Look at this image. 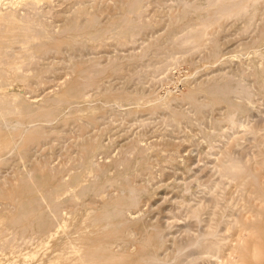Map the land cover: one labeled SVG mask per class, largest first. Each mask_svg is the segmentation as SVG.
Segmentation results:
<instances>
[{
	"label": "rangeland",
	"instance_id": "rangeland-1",
	"mask_svg": "<svg viewBox=\"0 0 264 264\" xmlns=\"http://www.w3.org/2000/svg\"><path fill=\"white\" fill-rule=\"evenodd\" d=\"M207 1L0 0V264L258 262L264 0Z\"/></svg>",
	"mask_w": 264,
	"mask_h": 264
},
{
	"label": "bare ground",
	"instance_id": "bare-ground-1",
	"mask_svg": "<svg viewBox=\"0 0 264 264\" xmlns=\"http://www.w3.org/2000/svg\"><path fill=\"white\" fill-rule=\"evenodd\" d=\"M206 1V0H205ZM259 0H208L207 1V3H206V5L204 6V7H202V8H200L199 10H200V13L201 12H203L205 15H206V19H205V23L195 32V33H193V34H191L190 36H188L183 42H184V44L186 45V47L187 48H193V49H195V48H198L199 46H202L201 44H202V42H203V40H204V35H205V31L207 30L206 28L208 27V25L209 24H213V23H216L219 19H221L222 17H227V16H232V17H237V16H239V15H241V14H243V13H245L246 11H247V9L249 8V7H252L254 4H256L257 2H258ZM186 2V1H185ZM187 4H190V3H187ZM185 6H187V5H185ZM194 7V6H193ZM193 7H192V9H193ZM186 9H188V7H186ZM195 9V8H194ZM203 17V16H202ZM197 27V26H196ZM194 28V27H193ZM192 31V30H191ZM194 31V30H193ZM182 41V40H181ZM205 43V42H204ZM181 44H183V43H181ZM180 46V45H179ZM185 48V47H184ZM168 58V57H167ZM167 61H168V59H167ZM227 81V80H226ZM229 81V80H228ZM230 81H232V80H230ZM234 81V80H233ZM238 81V80H237ZM233 83V82H232ZM237 83V82H236ZM216 86V85H215ZM247 87V86H246ZM244 85H242V84H240V83H237V85L235 84V87L234 88H232V89H230L228 92L229 93H232V94H239V95H242V96H248L249 95V92H248V89L246 88ZM216 89V88H215ZM214 90V89H213ZM224 89H216V91H214L215 93H219L220 92V94L222 93V94H224V92L226 91V89L223 91ZM212 92V91H211ZM222 94L221 95H219V96H222ZM224 96V95H223ZM226 96H227V94H226ZM244 97V99H246ZM214 98V97H213ZM216 98V97H215ZM226 100V99H225ZM235 114V113H234ZM234 119V118H233ZM235 121V120H234ZM237 122V121H236ZM235 122V123H236ZM238 123V122H237ZM237 125V124H236ZM263 156V155H262ZM264 163V162H263ZM238 165H239V163H237ZM236 164V165H237ZM229 164H227V165H224V167L225 168H227V166H228ZM223 167V168H224ZM230 167V166H229ZM232 167H234L233 165L231 166V172H233V174H234V171H232L233 170V168ZM224 168V169H225ZM244 168V167H243ZM238 169V168H237ZM236 169V170H237ZM221 170V169H220ZM225 170H228V168L227 169H225ZM243 170V169H242ZM223 171V170H222ZM239 171V170H238ZM225 173H226V171H225ZM236 173V172H235ZM238 173V172H237ZM222 174V173H221ZM228 176V175H227ZM232 177H234V176H232ZM230 179V178H229ZM255 185V184H254ZM257 187L259 186V185H256ZM260 187V186H259ZM262 188V187H261ZM261 188H259V190L261 189ZM257 189V188H256ZM264 189V188H263ZM259 190H257V192L258 193H260L259 192ZM130 191H132V190H130ZM256 193V192H255ZM261 193H262V196L261 197H263V198H261L262 200H264V190H263V192L261 191ZM258 199H260L259 198V196H258ZM136 200V199H135ZM261 201V200H260ZM262 202V201H261ZM260 202V203H261ZM264 203L262 202V205H263ZM264 206V205H263ZM262 210H264V208L262 209ZM260 212H262V211H260ZM256 213H258V211L256 212ZM259 214H261V213H259ZM256 215H258V214H256ZM262 215V214H261ZM259 217H262V216H260V215H258ZM258 216L256 217V218H258ZM256 228V227H255ZM260 229V228H259ZM250 231H252V230H250ZM250 231H249V233H250ZM255 230H253V234L252 233H250V235H251V239H250V241H248V247H246L247 245H246V243H247V240H249L248 238H250V236H249V233H248V238H247V240H246V243H244V245H242L241 244V248L238 246L237 247V249H239L240 248V250L242 251V249L243 248H245V252H247V250L249 249V248H251L250 246H249V242H250V244H252L253 245V247L255 248L254 249V251H255V253H254V251L252 250V248L251 249H249V251H248V253L247 254H250V252H252L253 251V253L251 254V255H253V257H250L252 260H253V258L254 259H256V261H258V262H260V264L262 263V261H263V258L264 257H262L263 255H264V250H263V243H261V245H260V243H259V241L258 240H260V239H258L257 240V236H255L254 235V232ZM257 233V232H256ZM255 233V234H256ZM206 234V233H205ZM209 234H211V233H209ZM214 234V233H213ZM258 234V233H257ZM32 235V234H31ZM204 236H206L207 237V235H204ZM204 236H203V238H204ZM205 237V238H206ZM209 237V236H208ZM212 237H213V235H212ZM202 238V237H201ZM200 239V238H199ZM199 239H196L195 241H194V239H193V242L191 241V243L189 244V243H187V249H186V251H189V252H191V251H193L195 248H197L198 246H199V244H200V241H199ZM261 241V240H260ZM204 243V242H203ZM263 244V245H262ZM246 245V246H245ZM182 246V245H181ZM244 246V247H243ZM246 248H248V249H246ZM236 249V250H237ZM184 251H185V247H184ZM184 251H182V249H180V252H179V254L176 252V254H178V256L181 254V256H183L184 255ZM196 251V250H195ZM235 251V250H234ZM182 252V253H181ZM197 252V251H196ZM240 252V251H239ZM186 253V252H185ZM189 254V253H188ZM193 255V253L191 252L190 253V255ZM242 254L244 255V256H242ZM241 254V256L242 257H245L246 256V253H242ZM195 255V254H194ZM251 255H248V257L249 256H251ZM180 256V257H181ZM187 256V255H186ZM152 257V256H151ZM194 257V256H193ZM192 256H191V258H193ZM247 257V258H248ZM153 258H154V256H153ZM246 258V257H245ZM194 259V258H193ZM244 259V258H243ZM161 260V259H160ZM246 260V259H245ZM248 261H250L249 260V258L247 259ZM151 261V260H150ZM83 262V261H82ZM153 262H156V260L154 261H151V264L153 263ZM159 262V261H158ZM257 262V263H258ZM250 263V262H249ZM252 263V262H251ZM256 263V264H257ZM157 264V263H156ZM159 264H160V262H159ZM162 264V263H161ZM259 264V263H258Z\"/></svg>",
	"mask_w": 264,
	"mask_h": 264
}]
</instances>
